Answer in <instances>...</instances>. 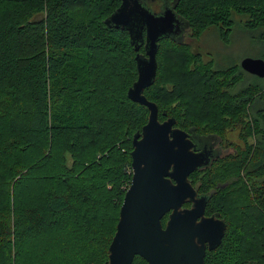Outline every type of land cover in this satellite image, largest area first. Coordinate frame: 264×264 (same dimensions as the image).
I'll return each mask as SVG.
<instances>
[{
    "label": "trees",
    "instance_id": "trees-1",
    "mask_svg": "<svg viewBox=\"0 0 264 264\" xmlns=\"http://www.w3.org/2000/svg\"><path fill=\"white\" fill-rule=\"evenodd\" d=\"M173 2L189 37L227 35L239 15L264 39V0ZM120 3L0 0V264L107 260L132 137L148 118L127 97L137 77L128 31L105 24ZM156 61L143 92L159 119L164 111L195 137L241 140L189 175L199 193L212 190L209 206L227 225L204 264H264V82L244 83L239 64L215 67L180 37L161 39Z\"/></svg>",
    "mask_w": 264,
    "mask_h": 264
},
{
    "label": "water",
    "instance_id": "water-1",
    "mask_svg": "<svg viewBox=\"0 0 264 264\" xmlns=\"http://www.w3.org/2000/svg\"><path fill=\"white\" fill-rule=\"evenodd\" d=\"M148 1L121 0L105 19L106 25L128 31L137 52V77L127 97L144 105L148 118L132 137L131 180L103 264H132L136 255L147 264H204L205 242L212 240L208 249L215 248L225 225L204 216L207 196L198 192L189 175L206 167L210 155L205 146L198 150L193 135L176 127L173 117L159 120L157 104L143 92L155 80L159 41L166 37L181 39L187 22L175 6L163 5L156 12ZM141 46L143 53L138 52ZM239 65L248 73L264 77L261 57L246 56Z\"/></svg>",
    "mask_w": 264,
    "mask_h": 264
},
{
    "label": "rangeland",
    "instance_id": "rangeland-1",
    "mask_svg": "<svg viewBox=\"0 0 264 264\" xmlns=\"http://www.w3.org/2000/svg\"><path fill=\"white\" fill-rule=\"evenodd\" d=\"M151 5L154 7L153 9H158V5ZM241 17L234 15L236 21L234 20L233 28L227 35L222 36L218 28L210 27L198 36L197 39L187 36L183 40L189 42L192 51L198 53L204 61L212 60L215 67H223L233 63L238 64L246 56L257 57L258 55H264V39L261 38V31L249 28L244 24V19ZM245 73L244 83L257 80L264 82V78L255 77L246 71ZM259 102L264 104V99H259ZM228 136L232 140L241 143L236 133ZM227 149L231 152L233 148L228 147ZM47 255V253L43 254L42 257H46Z\"/></svg>",
    "mask_w": 264,
    "mask_h": 264
},
{
    "label": "flooded vegetation",
    "instance_id": "flooded-vegetation-1",
    "mask_svg": "<svg viewBox=\"0 0 264 264\" xmlns=\"http://www.w3.org/2000/svg\"><path fill=\"white\" fill-rule=\"evenodd\" d=\"M147 3H148V5L150 6V8H151L152 10L156 11V12H159V11L161 10V7H162L163 5H167V4H169L170 6H176L175 3L173 2V0H169V1H167V0H163V1L149 0ZM151 4H153L154 6L158 5V9H157V10H156V9H153L154 7H153ZM175 11H176V10H175ZM182 34H183V33H180V35H181V37H182L181 39L183 40L184 38H186L187 36H189L190 32H189V30H186V31L184 32L183 36H182ZM190 38L195 39L194 37H190ZM183 41H184V42H187V41H185V40H183ZM187 43L190 44L189 42H187ZM190 47H191V46H190ZM238 64H239V63H238ZM247 73H248V72H247ZM162 115H164L165 117H163L162 119H159V120L162 121V120L168 118V116L166 115V112L162 111ZM158 116H159V115H158ZM176 127H177V126H176ZM230 130H232V129H230ZM188 133H189V132H188ZM234 133H236L237 136H238V134H239V132H237V131H232V132H230V134H234ZM189 134H190V133H189ZM193 139L195 140V143H196L197 146H198V150H200V149L202 150V149L206 148V150L208 151V153H209V155H210L208 165H209L211 162H213L215 159H217V158H219V157H222L223 155H226V154L232 153V152H233V149H232L231 152H229V150H228L227 148H228V147H229V148H232V147L234 146V144H238L237 141L232 140L231 138H229V136H228V138H227L226 141H223V140H221V139L218 138V137H211V138H207V139H202V138H198V137L193 136ZM204 146H205V147H204ZM203 147H204V148H203ZM208 165H207V166H208ZM207 166H206V167H207ZM216 186H217V185H216ZM209 190H210V189H209ZM208 192H209V193H205L206 196H207V202H206V205H205V208H204V216H205L206 218L213 217L214 220H218V221L220 222L219 224H220L221 226L225 225V229L223 230L224 232H223V235H222V237H221V241H220V243H218V244L216 245L215 248H213V249H211V250L208 249L209 243H212V240H210V241H206V242H205V246H206V248H205V255H204V263H205V259H206V256H207L208 252H209V251H212V250H215L217 247H219V246L221 245L222 240H223V238H224V236H225L226 228H227V225H226L225 219L221 216V213H220V211L217 209V207H216V206H209V204L211 203V200H212V199H210L209 195H210V193L212 192V190H210V191H208ZM208 198H209V199H208ZM184 206L188 207V206H190V203L187 204V205H184ZM164 218L167 219V215H165ZM213 233H214V234H217V231H214Z\"/></svg>",
    "mask_w": 264,
    "mask_h": 264
},
{
    "label": "crops",
    "instance_id": "crops-1",
    "mask_svg": "<svg viewBox=\"0 0 264 264\" xmlns=\"http://www.w3.org/2000/svg\"><path fill=\"white\" fill-rule=\"evenodd\" d=\"M250 57H252V56H250ZM258 57V56H257ZM262 58V57H261ZM255 77H257L256 75H254Z\"/></svg>",
    "mask_w": 264,
    "mask_h": 264
}]
</instances>
